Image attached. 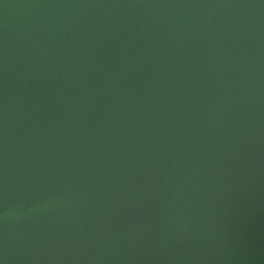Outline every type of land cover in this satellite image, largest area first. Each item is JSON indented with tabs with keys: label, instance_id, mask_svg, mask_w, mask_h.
Listing matches in <instances>:
<instances>
[{
	"label": "water",
	"instance_id": "water-1",
	"mask_svg": "<svg viewBox=\"0 0 264 264\" xmlns=\"http://www.w3.org/2000/svg\"><path fill=\"white\" fill-rule=\"evenodd\" d=\"M0 264H264V0H0Z\"/></svg>",
	"mask_w": 264,
	"mask_h": 264
}]
</instances>
